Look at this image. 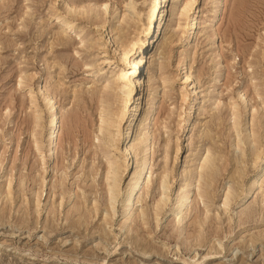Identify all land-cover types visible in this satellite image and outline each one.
Listing matches in <instances>:
<instances>
[{"label":"rangeland","instance_id":"rangeland-1","mask_svg":"<svg viewBox=\"0 0 264 264\" xmlns=\"http://www.w3.org/2000/svg\"><path fill=\"white\" fill-rule=\"evenodd\" d=\"M126 1L0 0V211L5 213L0 218V264H264V170L259 163L264 151V0H192L198 23L189 43L184 36L191 14L180 19L178 13L186 0H171L175 7L166 20L164 45L153 54L141 111L144 118L155 115L156 125L136 133L138 139L151 133L145 149L151 181L135 195L129 227L123 226L119 210L136 166L135 153L108 210L101 200V176L106 152L114 148L112 153L118 154L115 147L125 134L131 107L125 94L111 99L122 112L110 128L111 147L105 149L98 131L105 103L99 104L95 93L103 95L108 84L113 86V74L121 71L127 84L135 56L132 51L125 56L123 49L148 32L153 0H132L138 16L125 12ZM104 2L107 11L97 23L89 17L74 20L68 34L54 19L68 4L101 13ZM121 26L125 30L119 31ZM62 34L68 41L59 44ZM185 73L191 76L190 86L183 83ZM237 91L244 93L245 102L239 101L240 123L234 131L231 105ZM44 97L53 99L52 111L59 116L53 158L44 153L49 121ZM167 140V163L175 180L166 183L165 205L155 215ZM207 148L220 168L208 188L200 176ZM224 158L228 164L221 168ZM254 175L248 193L245 186ZM187 183L192 190L183 202V220L177 222L176 199ZM198 188L209 193L200 195ZM92 200L100 206L97 216L90 211ZM79 218L83 227L73 228L70 223Z\"/></svg>","mask_w":264,"mask_h":264},{"label":"bare ground","instance_id":"bare-ground-1","mask_svg":"<svg viewBox=\"0 0 264 264\" xmlns=\"http://www.w3.org/2000/svg\"><path fill=\"white\" fill-rule=\"evenodd\" d=\"M134 2L132 0L126 1V2H124L125 4L123 3V6L125 7L124 8L125 12H129V14H132L133 13L134 16H135V15H137V11H136L135 3ZM74 6H72L71 4H68V5H66L65 11H62V13L64 12L63 15H65V16L67 15V18H64L61 12L56 13L54 15L55 21L57 20L58 22H61L62 27H63V31L62 32L64 34H66V33L68 34V31H70V30H72V28H74V24H75L74 20H81V19H84L85 17L86 18L89 17L90 20L93 21V23H97L99 21V19L102 17V15L103 14L104 15L106 14L108 3L107 2H104V3H101V5H99L101 7V11H102L101 13H100V11H95L92 8H90L89 10H86V9L83 8V6H78V8L76 9V7H74ZM174 7H175V5L174 4H171V0H153L152 1L151 6L148 9V16H147L148 18L147 19H148L149 23H148V28H147L148 32L146 33L145 38L144 39H141V40L136 39V40H138L137 42L136 41L134 42V40L133 41L132 40L131 41L129 40L128 42H129V44L131 46H128V48L129 47L130 48L129 49L127 48L128 50L123 49L125 51V53L123 52L125 54V56H127L126 54H128L131 51L133 52V54L135 56L133 58V60L131 61L132 62V67H131V69L129 71L130 78L128 79L127 84H125V83L123 84V79L126 77V74H125V72L122 73L123 71H121L120 73L113 74V78H114V81L112 83L113 86H111L110 84H108L107 87H105V88L103 87L104 88V94L103 95H101V96L100 95H97V93H99V91H97V92L95 91V93H96V99L99 102H101L99 104H104L105 103V106H103V109L100 107L102 109L101 110L102 113L100 111V116H99V120H100L99 123L100 124L98 126L99 133L102 134L103 139H105L103 141V148H105V149H109V147H111L110 146L111 144H109V143L111 141H113V139L112 140L109 139L108 135H111V137L114 136L113 133H112V131H111V129H112L111 127L112 126L115 127L116 122H118L116 119L118 118L119 114L122 112V111H120V106H119L120 104L117 105V107H114L113 106V102H111V99L112 100H114V99L120 100V98L123 97L122 94H125L126 97L124 96L125 97V100L124 101H125V103L128 102L130 104V107H131L129 109V119L126 120L127 121V124L125 126V132H124L125 134L122 136L121 140L118 142L117 146L115 147L116 150L118 151V154L117 153H112L113 152L112 150L114 148L113 149H110V150H108V152H106V155H105V158H106L105 167H103V169H104L103 170V173L104 174H103V176H101V181H102V185H103L102 186V189H101V200H104L105 201V205H106L107 210H108V208H110V209L113 208V206H114L113 203L116 201V199H118V196L120 194V188H119V184L118 183L120 182V180L122 178L123 172H125L130 167V161H131V168L133 167L132 166V153H135L134 156H136V166H135L133 172H131V173L129 172L130 173V175H129V182H128V185H126L127 188L125 190V195L123 196L122 205H121V208L119 210V215L122 216L125 219L124 222H123V226L126 225V227H129L127 225V221L130 220V218L132 216L131 211H132V209L134 207L135 195L137 194V191H139L141 189L140 185L143 184L146 188H148L149 187V184H150V181H151L152 172H151V169H149L148 167H146L147 163H146V159H145V149H146V146H147V142L149 141V138H147V137L148 136L151 137V133L149 135V133L146 132L145 133L146 134V137H143V135H142L141 138H139V139H138V137H137L138 135H136V133H137V130H139V128H142L144 126H147L148 124H153V127H155V125H156L155 115L152 116V119H150L151 118L150 117L151 115L149 117H145L144 118L142 116V112L141 111H143L144 106L146 104L145 103V100H146V90H147L146 88H147V83H148V81L151 78L152 66H153V60H152L153 54H154V52L159 51L163 47V45H164L165 34H166V30H165L166 20L169 17V15L172 13ZM192 7H193L192 0H186L185 3L183 4V6H181V8L178 7V9H179L178 10V13H179V18L180 19H183L186 16H188V14H191L189 21H187L188 23L185 24L186 30H185L184 41L186 43H189V42H191L193 40V37H194V35L196 33L197 23H198L197 17L195 16V11H192ZM54 8H56V7H54ZM139 14H140V12H139ZM86 22H88V21H86ZM126 24H127V21L125 22L124 25L126 26ZM96 25L98 26L99 24H96ZM125 26H121L120 28H118L119 31L125 30ZM100 27H102V25ZM81 31H83V29H81ZM57 41H58L59 44H63V43H65V42L68 41V38L66 37V35H63L62 34V37H59L57 39ZM109 42H111V43L113 42L110 37H109ZM126 45H127V43H126ZM114 51H117V48H115ZM99 70H100V68H99ZM190 77L191 76L188 73H185L183 83L184 84L188 83V85L190 86V84L192 83L191 80H190ZM20 82H21V80H20ZM18 84H20V83L18 82ZM108 90H110V91L112 90L113 92L110 93ZM38 91H39V93L42 92V88H39ZM95 93H93V95ZM243 95H244V93H242V91H237L236 100L234 99L235 101L231 105L232 110H231V121H230L231 124H230V129H233L234 131L237 130V127L239 126V123H240L239 122V109H240V106L241 105H240V102L239 101H242L243 100L242 99L243 98ZM90 99L93 100V96H91ZM182 99H185V97H183ZM43 100H44L43 106L49 112L48 113L49 114V121L47 120L48 121V124H47V127L45 129V134H44V142H45V152L44 153H45V156L46 157L53 158V156H54V142H56L57 141V138H58V127H59V125H58V123H59L58 117L59 116L57 117L56 114L52 111L53 104L51 103V101L53 99L51 100L50 97H44ZM31 102H32V105L35 104V102H36L35 101V98H32L31 99ZM116 103H118V102H116ZM124 107H126V106H124ZM124 107H122V109H124ZM243 108L245 110L246 106L244 105ZM122 114H121V116H122ZM190 114H191V112L189 113V115ZM240 119H241V117H240ZM119 121H122V120H119ZM145 121H147V123H145ZM187 126H188V121L186 122V124H184V127L185 128H187ZM148 127H149V125H148ZM189 128L187 130H189ZM105 134H106V136H105ZM238 135H239V133H238ZM238 135H236V136H238ZM237 139H240L241 140V138H237ZM247 139L248 138L244 139V141H246ZM244 141H241V142L243 143ZM35 143H36V147H37L36 140H35ZM38 149L39 148L37 147V150ZM163 149H164V152H165V156H164V159H163V166H162L161 176H159L160 178L157 181V187L156 188H157V191H158V200L156 201V211H155V215H157L158 213H160V210L165 205L166 200L163 198V195H164V189H165L166 183H168V185H169L170 184L169 183L170 181L172 182V181L175 180V177H170L171 171H169L168 163H167L168 162V158L167 157H168V153H169L168 140H167V144L164 145V148ZM178 150H179V147L177 146L176 147V152H178ZM219 150H220V148H219ZM206 153L207 154L204 155L205 157L202 159V163H201V166H200V168L202 169V174L200 173V176L202 175L204 177V179L206 181L205 184H207L206 187L208 188L211 185L210 182L215 179L214 174L216 173V170H218L220 168L217 167V166H214V163H213L214 162V159L211 160V157H210L211 156V153H210V149L209 148H207V152ZM246 157H248V156H245V158ZM241 158H240V161L242 162V159ZM257 158H258V156H257ZM259 161H260L259 163L261 165V170H264V151H263V153H262ZM215 163H216V161H215ZM227 164H228V159L227 158H224L223 164H222V167L221 168H225L227 166ZM96 169L97 168H95V166L92 167V170L94 171L95 174H96ZM144 170H145V172L143 173ZM251 172H252V170H251ZM142 174H143V177L140 179V177L142 176ZM90 175L88 173L87 177L90 176ZM125 175H126V173H125ZM242 175H243V173H242ZM197 176H198V174H197ZM256 176L254 175L253 176V181H251L247 186H245L246 187V190H248V193H250L251 190H252V187L254 185V181H255ZM168 177H169V180H168ZM184 178L186 179V177H184ZM208 179L210 180L209 182H208ZM185 186L186 187H185L183 193L180 196H178V198L176 199L177 206L175 207V210H177V213H176L177 222H181L183 220V211H184L183 202L188 197H190L189 195H190V192L192 190L190 183H187ZM100 187H101V185H100ZM94 188H95V190H94V193H95L98 190V189H96V185L95 186H92V185L90 186V190L91 191ZM6 191H7L8 194H11L12 193V187L10 186V182L9 181H8V185H7ZM54 191H55V189H54ZM198 193L200 195L202 193H207L208 194L209 191L207 189H205L203 191L200 188H198ZM229 195H230V191L226 192V195L224 196L225 202L228 201ZM53 196H54V194H53ZM212 196H213V194H212ZM63 197L64 196H62V198H60L61 204L64 201ZM96 199L98 200V198H96ZM97 200H95V201L92 200L93 201V204L91 205V209H90L92 215H93V213L96 215L99 212V207L100 206H98L99 204H98V201ZM38 201L39 200H37V202ZM137 201H139V200H137ZM60 207H62V206H60ZM55 211H56V207H55ZM80 211L81 210H79V212ZM144 212H143V214H145ZM1 213L2 212L0 211V218H4V217H1ZM3 214H5V213L3 212L2 213V216H3ZM108 214L109 213L107 211V213L104 215V217H105V219H108L109 220V218L111 219L112 216H109ZM153 214H154V212H153ZM74 216H76V215H74ZM144 216H146V214ZM144 216L142 215L141 217L144 218ZM78 217H76V218H78ZM143 218H141V220ZM81 220H84V219L79 218V219L74 220L71 223L70 222L69 223H70V225L73 228L80 227L81 225L84 224L83 222H85V221H81ZM193 222H194V220H193ZM199 224L200 223H198V225ZM81 227H83V226H81ZM94 229H96V227ZM98 229L101 230V227L99 226ZM105 230H103V231H105ZM127 230H128V228H127ZM135 231L137 232V230H135ZM197 231H199V229H197ZM82 232H83V229H82ZM192 232L194 233V230ZM105 233H106V231H105ZM137 235H139L138 232H137ZM192 236H193V234L191 235V237ZM130 237H131V239H134V238H132V236H130ZM188 237H189V235H188ZM135 240H137L136 237H135ZM135 240H133V241H135ZM136 243H137V241L135 242V244ZM143 248H145V247H143Z\"/></svg>","mask_w":264,"mask_h":264}]
</instances>
